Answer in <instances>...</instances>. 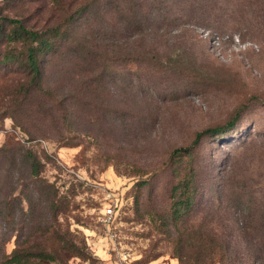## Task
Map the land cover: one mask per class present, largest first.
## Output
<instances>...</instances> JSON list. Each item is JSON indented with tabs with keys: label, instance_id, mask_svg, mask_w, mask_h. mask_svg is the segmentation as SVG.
Segmentation results:
<instances>
[{
	"label": "trees",
	"instance_id": "1",
	"mask_svg": "<svg viewBox=\"0 0 264 264\" xmlns=\"http://www.w3.org/2000/svg\"><path fill=\"white\" fill-rule=\"evenodd\" d=\"M16 1L19 7L37 1L38 21L29 22L32 13L3 14L0 7V63L28 76L17 84L22 97L16 96L13 109L20 116L13 118L32 127L25 126L31 140L45 135L70 145L80 135L123 140L156 111L148 94L151 84L206 83L210 73L185 44V24L264 35V0ZM242 118L238 109L224 123L197 130L186 145L172 146L161 162L170 176L161 224L179 264L264 263V186L255 191L248 185L252 157L240 160L235 152L228 167L213 174V164L198 155L201 142L215 135L232 138L231 154L250 148V130L239 133ZM42 166L25 145H0V264H51L63 259L61 250L83 253L85 240L59 220L69 208L68 194L42 175ZM139 170L133 173L148 172ZM207 179L211 184L222 180L236 212L212 207L199 215L198 197ZM149 182L141 178L135 186ZM214 192L221 193L217 187ZM227 220L234 226L228 227ZM35 233L55 243L30 242ZM12 237L14 246L7 251Z\"/></svg>",
	"mask_w": 264,
	"mask_h": 264
},
{
	"label": "rangeland",
	"instance_id": "2",
	"mask_svg": "<svg viewBox=\"0 0 264 264\" xmlns=\"http://www.w3.org/2000/svg\"><path fill=\"white\" fill-rule=\"evenodd\" d=\"M37 3L27 1L19 7L16 0H0V7L3 14L14 17L32 13L29 22L35 23ZM185 27L189 29L184 42L210 78L203 84H151L148 94L156 111L136 133L123 140L80 135L70 145L56 135L29 139L25 126L32 127L25 123L17 125L13 118V114L20 116L13 109L16 96L22 97L16 90L17 84L28 76L18 67L0 63V145L9 141L21 143L39 156L42 175L70 199L68 210L59 220L85 240L82 255L61 250L63 259H55L51 264H179L172 251L171 235L161 224L160 214L168 203L170 187L168 170L163 169L161 162L172 146L186 145L197 130L224 123L238 109L243 116L239 133L244 136L250 130L252 146L244 153L238 147L232 155V138L215 135L201 142L198 155L204 164H213V174L223 172L235 152L240 160L242 156L243 160L245 156L252 157L248 185L255 191L264 186V174H258L264 171V159L260 160L264 153V35H243L240 31L195 23ZM214 34L216 38H211ZM5 46L1 43V49ZM31 102L32 108L36 106L34 98ZM221 138L227 140L222 142ZM139 167L148 172L133 173L141 172ZM155 172L158 174L154 175ZM141 178L150 182L137 188L135 182ZM205 181L203 194L198 197L200 216L212 207L229 208L227 214L237 211L231 193L222 191V180L215 184ZM216 187L220 194L214 192ZM211 199L213 202L209 203ZM110 203L114 216L106 223L102 215ZM150 207L155 209L154 214L148 213ZM227 222L228 227L234 226L230 220ZM29 241L48 246L55 243L43 233L33 234ZM13 246L14 237L5 248L10 251Z\"/></svg>",
	"mask_w": 264,
	"mask_h": 264
},
{
	"label": "built area",
	"instance_id": "3",
	"mask_svg": "<svg viewBox=\"0 0 264 264\" xmlns=\"http://www.w3.org/2000/svg\"><path fill=\"white\" fill-rule=\"evenodd\" d=\"M234 37H236L237 41L240 40L238 36L235 35ZM214 38H216V36ZM113 216H114V208L113 205L110 203L108 206H106V208L103 211L102 220L105 221L106 223H109L113 220Z\"/></svg>",
	"mask_w": 264,
	"mask_h": 264
}]
</instances>
